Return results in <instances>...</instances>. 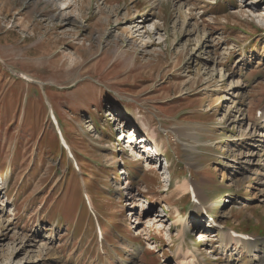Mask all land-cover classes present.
Segmentation results:
<instances>
[{
    "label": "rangeland",
    "instance_id": "rangeland-1",
    "mask_svg": "<svg viewBox=\"0 0 264 264\" xmlns=\"http://www.w3.org/2000/svg\"><path fill=\"white\" fill-rule=\"evenodd\" d=\"M245 3L0 0V264H174L202 207L264 240V0ZM131 129L169 167L125 152ZM217 239L203 264H226Z\"/></svg>",
    "mask_w": 264,
    "mask_h": 264
},
{
    "label": "bare ground",
    "instance_id": "bare-ground-1",
    "mask_svg": "<svg viewBox=\"0 0 264 264\" xmlns=\"http://www.w3.org/2000/svg\"><path fill=\"white\" fill-rule=\"evenodd\" d=\"M242 6H243V4H241ZM241 6V7H242ZM190 5H189V3L187 2V3H184L183 5H181V7H180V9H179V11L181 12V10L182 9H185L186 8V11H189V10H191L190 8ZM245 7H247L246 6V4H245ZM179 12V17H182L183 16V14L182 13H180ZM191 16H192V14H191ZM184 23V22H183ZM142 24V23H141ZM135 27H137V26H133V28H135ZM140 29H143V28H140V27H138V30H140ZM137 32H139V31H137ZM139 34V33H138ZM198 50V49H197ZM200 51V50H199ZM190 63H191V61H190ZM187 64H189V63H187ZM213 80V79H212ZM221 81H223V80H221ZM239 83L240 82H238L237 80H233L231 83H230V85H229V93H228V95H233L232 93V91H236L239 87H241L242 85H239ZM241 84V83H240ZM230 92H232V93H230ZM226 100H229V101H231L232 100V98L230 99H226ZM234 104V103H233ZM264 116V113L262 114V116H261V118ZM244 119V118H243ZM257 129H259V131L258 132H262V130H261V128L259 127V126H257L256 127ZM253 130H254V127H253ZM133 131V132H132ZM136 132H137V130L136 129H131V130H129L128 132H126V130H125V132H123L122 133V135L120 136V140H122L123 142H125L126 141V139H128V135L130 136V137H135V135H136ZM258 132H255V130H254V133H258ZM127 133V134H126ZM176 138H178V140L179 141H181L182 139L180 138V135L177 133L176 134ZM248 136H250V134H248L247 135V137H245V138H243L242 140H243V143L245 144L246 142H245V139L249 142V140L251 141V142H256V140H254V138L253 137H251V138H249ZM263 137H264V130H263ZM123 138H125L124 140H123ZM191 139L193 140V142L192 143H195L196 145H198V146H201L203 143L202 142H200V141H198V139H200V137H199V135L198 134H191ZM259 143L261 144V143H263L264 144V142H260L259 141ZM258 145V146H260V147H263V149H264V145ZM186 145V147L189 149V150H191L192 148H194V144H185ZM198 146H196V147H198ZM255 147H257V146H255ZM157 150H159V148L157 149ZM136 154V153H135ZM138 156V155H137ZM253 156H254V154H253ZM253 156H251V157H253ZM140 159L139 160H142V157L141 156H138ZM150 161H153V160H150ZM147 162H149V160L147 161ZM250 162H251V159H250ZM244 163H246V162H244ZM248 163V162H247ZM249 164V163H248ZM167 165H168V161H167ZM149 167L151 166V165H148ZM233 166V165H232ZM179 188H180V186H179ZM182 190L183 191H185V192H187V191H189L190 190V184L189 183H185L184 182V185L182 186ZM222 202H224V204H225V200L223 201L222 200ZM203 208V207H202ZM203 227L205 228L204 230H203V232L205 231V230H212V227H211V224L209 225L207 222L206 223H204L203 224ZM231 233V232H230ZM181 235H182V232H181ZM184 235V234H183ZM49 237L48 238H50V235H48ZM205 237H206V235H204V233H202L201 234V236H200V241H205ZM210 237V236H209ZM232 238V233L229 235V236H226V239H228L230 242L229 243H226L225 245H223L224 247H228L227 248V250L230 248V245L231 246H235L236 245V243L235 242H233L232 240H230ZM257 239V238H256ZM263 244H264V242H262ZM256 244V241H251V242H249L248 244H247V247H246V250H248V251H250V253H253V251H252V249H254V245ZM180 251V250H179ZM181 254V252H178V254ZM179 254V257H178V260H177V262H176V264H203V261L200 259V257H202V255H201V249H198L196 252H195V250H193V252H187L186 253V255H180ZM257 264H264V253L259 257V260H258V262H257Z\"/></svg>",
    "mask_w": 264,
    "mask_h": 264
}]
</instances>
